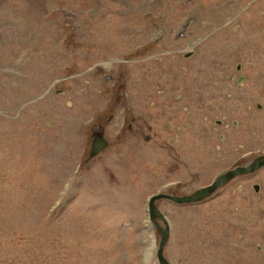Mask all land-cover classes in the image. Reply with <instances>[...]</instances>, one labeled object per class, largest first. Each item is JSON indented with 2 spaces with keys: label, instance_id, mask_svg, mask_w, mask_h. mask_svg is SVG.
Returning <instances> with one entry per match:
<instances>
[{
  "label": "rangeland",
  "instance_id": "obj_1",
  "mask_svg": "<svg viewBox=\"0 0 264 264\" xmlns=\"http://www.w3.org/2000/svg\"><path fill=\"white\" fill-rule=\"evenodd\" d=\"M263 153L264 0H0V264H160L150 196ZM156 206L170 264H264V166Z\"/></svg>",
  "mask_w": 264,
  "mask_h": 264
},
{
  "label": "water",
  "instance_id": "obj_2",
  "mask_svg": "<svg viewBox=\"0 0 264 264\" xmlns=\"http://www.w3.org/2000/svg\"><path fill=\"white\" fill-rule=\"evenodd\" d=\"M239 68V67H238ZM91 149H90V156L93 157L98 154L100 151L105 149L108 146V140L104 138L102 133L96 132L93 136ZM264 166V154L256 157L255 159L251 160L246 165H237L231 168L228 171L222 172L211 184L204 186L196 191L192 192L191 194H184V195H175L169 193H158L150 196L148 200V212L150 218L155 220L157 215H160L161 218L164 220V226H159V230L161 232V241L158 248V260L161 264H170L168 259L164 256V247L168 242L170 236V228L165 220L164 214L161 213L159 208L156 206V202L160 199H169L176 203H193L198 202L203 199H206L208 196L213 194L218 188L227 184L230 180L238 175L248 174L254 172L255 170ZM258 189V186H255ZM156 221V220H155Z\"/></svg>",
  "mask_w": 264,
  "mask_h": 264
},
{
  "label": "flooded vegetation",
  "instance_id": "obj_3",
  "mask_svg": "<svg viewBox=\"0 0 264 264\" xmlns=\"http://www.w3.org/2000/svg\"><path fill=\"white\" fill-rule=\"evenodd\" d=\"M97 132H98V131H97ZM95 133H96V132H95ZM95 133H94V134H95ZM100 133H101V132H100ZM263 154H264V153H263ZM260 155H262V154H260ZM260 155H259V156H260ZM257 157H258V156H257ZM254 159H255V158H254ZM252 160H253V159H252ZM249 162H250V160H249ZM249 162H247V163H249ZM247 163L242 164V165H246ZM239 165H241V164H239ZM231 168H232V167H231ZM231 168H229V169H231ZM229 169H228V170H229ZM221 173H222V172H221ZM209 184H210V183H209ZM199 189H200V188H199ZM165 193H166V192H165ZM189 193H191V192H189ZM189 193H187V194H189ZM183 195H184V194H183ZM211 196H212V195H211ZM160 200H162V199H160Z\"/></svg>",
  "mask_w": 264,
  "mask_h": 264
},
{
  "label": "bare ground",
  "instance_id": "obj_4",
  "mask_svg": "<svg viewBox=\"0 0 264 264\" xmlns=\"http://www.w3.org/2000/svg\"><path fill=\"white\" fill-rule=\"evenodd\" d=\"M229 170H230V169H229ZM226 171H228V170H226ZM224 172H225V171H224ZM211 195H213V194H211ZM211 195H210V196H211ZM210 196H209V197H210ZM206 199H207V198H206ZM206 199H205V200H206ZM156 203H157V202H156ZM158 245H159V244H158ZM160 264H161V263H160Z\"/></svg>",
  "mask_w": 264,
  "mask_h": 264
}]
</instances>
